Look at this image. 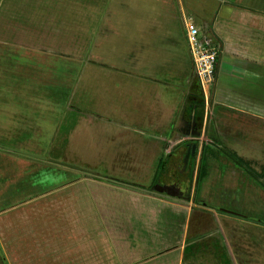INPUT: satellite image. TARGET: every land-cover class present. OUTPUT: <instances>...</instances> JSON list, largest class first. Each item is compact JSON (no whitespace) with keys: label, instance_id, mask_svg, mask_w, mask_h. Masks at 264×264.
I'll list each match as a JSON object with an SVG mask.
<instances>
[{"label":"rangeland","instance_id":"rangeland-1","mask_svg":"<svg viewBox=\"0 0 264 264\" xmlns=\"http://www.w3.org/2000/svg\"><path fill=\"white\" fill-rule=\"evenodd\" d=\"M175 1L0 0V264H70L75 225L80 232L87 228L90 207L105 210L101 224L112 230L120 219L117 206L135 221L151 222L155 218L137 194L160 193L161 187L171 197L164 200L179 197L189 203V212L159 215L165 232L148 225L155 244L136 242L141 262L175 247L189 228L188 240L195 241L186 264H264V125L216 131L218 158L208 151L207 174L198 191L200 156L187 158L181 145L164 149L162 131L170 113L159 106L166 105L170 88L162 78L173 71L159 66L169 58L159 36L172 35L176 43L183 35ZM55 6L75 12L79 34L70 28L72 33L59 30L60 36L47 39L56 35L48 32ZM168 48L170 53L177 46ZM179 49L185 54L186 44ZM193 96L197 110L205 112L211 94L198 90ZM161 159L164 169L156 179ZM234 161H242L241 167ZM74 186L79 194L73 199ZM37 198L56 204L55 223L34 216ZM112 206L117 212L108 211ZM81 208L89 216L83 212L74 219L73 211ZM131 229L120 233L126 241ZM83 230L77 241L86 247ZM97 231L108 236L101 226ZM102 239L84 248L89 255L82 264L106 258ZM32 242L36 246L31 248ZM136 247L122 245L119 257L133 264L128 254Z\"/></svg>","mask_w":264,"mask_h":264},{"label":"crops","instance_id":"crops-1","mask_svg":"<svg viewBox=\"0 0 264 264\" xmlns=\"http://www.w3.org/2000/svg\"><path fill=\"white\" fill-rule=\"evenodd\" d=\"M175 2L183 20L181 26L183 28V35L176 37V43L173 42L174 37L170 38L172 35H166L165 37H162V35L159 36L161 40L166 41L164 46L166 52H164V55H166L167 58L169 57L164 65L159 66H167L166 70L171 68L173 71V74L171 76L169 75L167 79L165 78L163 80L162 78L165 85L170 88V97L166 99V105L162 104V106H159L160 109L165 108L170 113L169 122L167 120L168 124H165V129L162 131L163 134L166 135L163 139L164 149L166 147L170 148L171 152L177 150L180 145L182 148L184 147L183 149H186V144L192 143L190 146H197L195 142H198L200 150L198 152L200 156L203 146H206V144H211L212 146H214L215 143L217 144L216 131L222 128L228 127L233 129L234 127H240L239 130L242 131V128L249 129L251 126L256 125L259 127L264 125V0H177ZM191 22L200 30L201 39L205 45L217 47L219 49L216 80L209 91L211 94V101L208 100V102H210L209 107L203 113L197 110L193 103L194 101H192L194 100L193 95L196 94L198 90H201V88L196 76L187 41V24ZM152 27H155V25L151 24V28ZM160 42L159 40L156 46H158ZM185 44L186 49L185 54H183L180 49L178 50V47L181 45L184 46ZM170 46H177V50L174 49L173 51L171 50L170 53L167 52ZM174 54L176 55L175 58ZM217 113L220 115H216ZM196 116L198 118H196ZM200 116H202L201 118H203V121L199 119ZM196 119L199 120L197 121ZM199 123L202 126L199 125ZM199 126H201V128ZM211 127H213V134H210ZM202 135L204 136L202 140L208 135H212L213 138H210L207 142L205 140L202 141L200 139ZM73 188L75 189L74 199L79 192L77 186ZM108 194L110 193H106L107 197ZM147 194L138 193L137 195L140 196L138 198L140 204L142 203L144 206H147L145 208L148 214L151 213L149 217L155 218L151 219V222H146L141 220V218L135 221L133 215L126 214L125 211L127 209L121 212L120 207L117 206L115 209L120 212H118V218L120 219H117L118 221L115 223V228L112 230L113 228L109 229L111 226L109 227L107 224H101L102 221H100V217L103 219L104 209H99L94 212L93 209H95V207L93 209L90 207V216L86 214L88 211L85 210L84 212L82 208V210L80 209L78 211V214L74 213V210L72 214L74 219L79 218L80 216H77L84 212V214L90 217L88 218L91 223L86 224L87 228H84V230L82 229L83 232L86 233V247L81 246L79 241H77L82 237V230L80 232V227L75 225L74 239L76 246L75 250H71L69 256L70 264H82V261L87 259L89 255L86 253L87 251L83 252L84 248L91 247L93 243L95 246L96 239L101 242L102 238V240H106L107 244V246H104L105 251L103 252L106 258L105 256L103 257L104 259L95 258V260H92L93 263L126 264L124 258L121 259L119 257V251L122 252V245L126 246L128 249L130 246H138V243H136L138 241H144L147 242L148 245L150 243L154 245L153 229L148 225L152 223L155 228L158 227L160 231H164V228L162 229V227H160L159 215L164 212V215L172 213L173 215L176 214L180 216L186 210L189 212V206H186L189 203L179 200V197L164 200L166 197L171 198L166 192H151ZM120 196L121 195H119V197ZM37 199L38 201L34 204V216L46 222L55 223L57 212L53 205L56 204L52 205L45 202V198H43L42 201L39 198ZM193 200L194 196L191 199V202L194 204ZM120 202L122 203V201H119L115 206ZM91 204L94 205V202H91ZM39 205L42 207L39 208ZM154 205H160V209L154 211ZM194 206L196 205L194 204ZM70 209L73 210V208ZM41 211L45 215H42ZM108 211H112L113 213L117 212L115 210L113 211V206ZM152 211L154 212L152 213ZM26 215L28 216L27 213ZM123 216H125V219H123ZM97 221H99V223ZM174 221L178 222L176 219ZM177 224L179 225V223ZM39 226L42 227L41 224H39ZM89 226L91 227L88 228ZM99 226L103 228L104 232L108 231V236H102L97 231ZM127 226L128 229L130 227L132 228V237L128 241H126L125 235L120 234L126 233L128 230ZM88 232L92 234L88 235ZM188 233L189 228L183 232V238L175 247L168 249L165 254L161 253L160 255H156L155 257H158L157 259H155V257L151 259L149 256L146 258L147 260L144 259L145 261L142 260L141 262V257L139 256V252H141L140 247H136L133 252L129 251L128 259L130 263L133 264H186L187 251L193 246L195 241L188 240ZM184 236L186 237L184 238ZM133 237L135 238L133 239ZM117 240L119 242H117ZM165 241H167V237ZM210 244L213 245L212 242ZM211 245L208 250L212 249ZM34 246L36 245L32 242L31 248ZM118 248H120V250H117ZM32 251H34V249ZM204 253H202L201 256H203ZM79 255H81L80 260H78V258H80ZM113 257L115 260H112ZM4 264L7 263L4 262Z\"/></svg>","mask_w":264,"mask_h":264},{"label":"built area","instance_id":"built-area-1","mask_svg":"<svg viewBox=\"0 0 264 264\" xmlns=\"http://www.w3.org/2000/svg\"><path fill=\"white\" fill-rule=\"evenodd\" d=\"M187 41L200 88L208 97L216 80L219 49L205 45L200 30L192 22L187 24Z\"/></svg>","mask_w":264,"mask_h":264},{"label":"trees","instance_id":"trees-1","mask_svg":"<svg viewBox=\"0 0 264 264\" xmlns=\"http://www.w3.org/2000/svg\"><path fill=\"white\" fill-rule=\"evenodd\" d=\"M57 6V5H56ZM55 6V7H56ZM57 9H54V10H56L57 12L54 14V18L52 19V21L50 20V22H49V25H48V27H49V31L48 32H50V33H53V34H56V35H47V39L50 41V42H52L54 39H56L58 36H60V35H57L58 34V31L59 30H68V29H72V30H75L76 32H78V30H77V24L79 23V20H76L77 21V23L76 22H73V21H75V20H73L72 21V19H73V17L74 16H76V14H75V12H67V10L65 9V10H63L62 9V7H60V9L58 8V7H56ZM68 14H70V15H68ZM71 18V19H70ZM72 21V22H71ZM18 27V26H17ZM16 29V31H17V33L20 31V29L19 30H17V28H15ZM71 30V31H72ZM47 32V33H48ZM64 33V32H63ZM67 33V32H66ZM68 33H72V32H70L69 30H68ZM78 34H79V32H78ZM66 35V34H65ZM71 35V34H70ZM49 36H51V37H49ZM57 36V37H56ZM190 144H192V143H189V144H186L185 145V147H186V150L188 149L187 147H189L190 146ZM195 144H197V146H196V148H195V154H194V156L192 157V158H197V156L199 155V145H198V142H195ZM209 145H211V144H206V146H203V149H202V151H201V155H200V162H199V166H198V174L197 175H199V178L198 177H196V184H197V191L200 189V186H201V184H202V182H203V180H204V178H205V176H206V174H207V169L205 168V166H204V164H205V160H206V156H207V154H208V151H211V156L212 157H216V158H218V155H217V153H216V148L215 147H217L218 145L215 143L214 144V148H212V147H210ZM193 146V145H192ZM192 146H190L191 147V149H192ZM189 147V148H190ZM32 159V158H31ZM236 160V159H235ZM40 161V160H39ZM239 161V160H238ZM237 161V162H238ZM162 162V159H161V161H160V164H158V166L156 167V174H155V178L156 179H159L160 178V175H159V173L164 169L163 168V164L161 163ZM235 162L234 161V164H235V166L236 167H239L240 166V164L242 163V161H240V162ZM241 167V166H240ZM192 176L193 175H191V179H193L192 178ZM106 183H112V182H110V181H106ZM15 211H17V210H15ZM258 222V220H254V222ZM260 223H263L264 224V221H262V222H260Z\"/></svg>","mask_w":264,"mask_h":264},{"label":"water","instance_id":"water-1","mask_svg":"<svg viewBox=\"0 0 264 264\" xmlns=\"http://www.w3.org/2000/svg\"><path fill=\"white\" fill-rule=\"evenodd\" d=\"M195 148H196V146L193 145V148L192 149L191 148L188 149V151H187V158H189V156H191V155L194 156V154H195ZM18 154L25 155V156H28V157H31V158H34V159H37V160H40V161H45L46 160L45 157L38 156V155H34V154H30V153H26V152H19L18 151ZM50 162L51 163H54L56 165H59V166H63V167L69 168V169H73V170H79V171L83 170V169H80L78 167L71 166V165L64 164V163H60V162H57V161H54V160H51ZM164 189L165 188H162L161 187L157 191H159L160 193H165Z\"/></svg>","mask_w":264,"mask_h":264},{"label":"flooded vegetation","instance_id":"flooded-vegetation-1","mask_svg":"<svg viewBox=\"0 0 264 264\" xmlns=\"http://www.w3.org/2000/svg\"><path fill=\"white\" fill-rule=\"evenodd\" d=\"M191 148V147H190ZM192 148H193V146H192ZM188 149H189V147H188ZM188 151V150H187Z\"/></svg>","mask_w":264,"mask_h":264}]
</instances>
